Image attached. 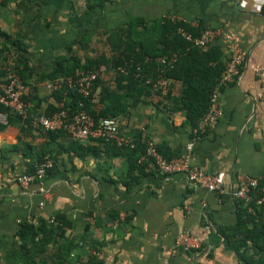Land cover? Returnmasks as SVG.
Masks as SVG:
<instances>
[{
    "label": "crops",
    "instance_id": "1",
    "mask_svg": "<svg viewBox=\"0 0 264 264\" xmlns=\"http://www.w3.org/2000/svg\"><path fill=\"white\" fill-rule=\"evenodd\" d=\"M134 16H172L221 29L211 44L229 57V42H236L243 54L238 74L220 91L222 116L199 138L194 139L184 111L172 109L170 98L144 96L118 117L122 134L142 143L153 140L172 157L193 143L190 163L217 172L225 192L192 187L182 174L163 176L151 166L132 185L138 173L130 178L123 155L94 154L97 150L88 147L98 145L91 139L59 134L51 140L33 120L8 124L0 114V237L11 238L28 218L61 213L72 223L66 235L77 243L70 257L74 264H85L93 251L102 264H242L218 228L236 222L238 174L264 177V0H104L103 7L92 8L86 0H0V28L21 37L29 65L40 72H49L75 38L89 35L94 46L101 31ZM15 56L13 48L0 53V88L3 58L11 62ZM114 76L108 67L103 80L114 86ZM45 83L26 86L27 94L40 98L31 102L32 116L55 103ZM179 88L174 83L173 96ZM45 152L52 167L42 183L26 189L16 184L14 176L32 170ZM184 232L198 236L201 249H182L177 238Z\"/></svg>",
    "mask_w": 264,
    "mask_h": 264
},
{
    "label": "trees",
    "instance_id": "2",
    "mask_svg": "<svg viewBox=\"0 0 264 264\" xmlns=\"http://www.w3.org/2000/svg\"><path fill=\"white\" fill-rule=\"evenodd\" d=\"M94 6L103 7L104 0H86V8ZM179 27L189 31L193 37L199 36L205 29L202 24L193 26L169 16L151 20L134 16L119 26L101 31L99 35L104 37L107 49L97 53H90L91 36L83 35L75 38L66 45L67 52L57 57L49 72H40L30 66L24 54L27 46L21 37L19 35L12 37L0 28V43L4 40L0 53L5 56L10 48L16 52L11 62L7 60V57L3 58L5 63L1 71L2 76L4 77L10 70H15L25 86L34 88L38 82L75 76L97 68L100 64H105L114 69V86L105 82L103 80L105 72L101 73L93 82L88 97L84 98L72 89L52 91L55 103H50L48 109L42 112L44 115H51L57 110L58 102L64 99L65 105L69 107L68 112L73 113L79 108L78 102L82 100L88 114L97 122L101 118H118L120 114L129 112L143 101L142 97L157 95L141 78L132 74H122L116 70L117 66L132 60L134 64L141 65L142 78L148 76L156 78L161 66L156 58L176 53L178 58L167 65L164 72L171 82L169 91L161 97L171 99L173 110L184 111L186 123L194 129L208 110L210 95L218 84L228 56H225L217 44L208 43L201 46L188 41L178 32ZM174 83L180 84L176 96L172 93ZM31 93L33 91L29 94L25 92L24 99L30 102L35 101L36 104L40 102V98ZM31 112L30 110V115ZM0 114H4L8 124L22 121L30 125L32 116L23 119L2 104H0ZM46 132L51 140L59 134L67 135L62 130ZM91 140L98 145L88 147L89 151L97 150L93 151L94 154L105 150L111 156L123 155L125 157L130 178L134 177L133 171L138 173V177L130 181L132 185L146 173L149 164L138 160L144 152V143L137 141L134 147H129L117 146L103 139ZM72 147L75 150L82 148V146L75 148L74 145ZM156 150L164 158H172V155L166 153L161 145H156ZM44 156L51 158V154L45 152L37 162ZM33 169L34 167L30 171ZM50 169L47 170L46 175ZM258 185L260 188L264 186V177L258 179ZM127 187L130 188V185L128 184ZM263 210L264 203L256 206L254 213H250L246 206L238 201L236 222L231 226L218 228L226 245L234 251L238 261L242 264H264ZM71 227L72 223L61 213L47 219L38 217L36 222L30 219L21 221L11 238L0 237V264H74L70 261V257L77 243L74 238H68L66 235V231ZM85 264L102 263L97 259L96 251H93L89 253Z\"/></svg>",
    "mask_w": 264,
    "mask_h": 264
},
{
    "label": "built area",
    "instance_id": "3",
    "mask_svg": "<svg viewBox=\"0 0 264 264\" xmlns=\"http://www.w3.org/2000/svg\"><path fill=\"white\" fill-rule=\"evenodd\" d=\"M174 19L172 16H169ZM178 32L188 41L197 45L205 46L222 34L221 29L205 28L199 36L193 37L192 34L183 27L178 28ZM229 57L221 73L218 84L214 87L210 95V103L207 112L199 120L198 125L193 129L194 139L199 138L200 134L213 129L220 117L222 109L219 106L218 97L221 89L231 82L238 74L239 66L242 64L244 56L237 47L236 42H229ZM177 54L158 57L156 61L160 63L159 73L156 78L148 76L141 77V65L134 64L132 60L124 62L116 67L122 74H132L141 78L145 84L150 86L151 91L157 95H165L169 91L170 80L164 75L167 65L177 59ZM148 59V58H147ZM108 66L100 64L97 68L87 72L69 77H58L54 80H47L45 87L50 91L61 89H72L88 97L91 93L93 82L101 73L106 72ZM264 74V69L260 70ZM26 86L21 77L15 70H10L3 77L0 88V104L8 108L11 112L25 119L30 117L32 103L24 99ZM79 108L73 113H69V107L65 105L64 99L58 102L57 110L51 115H33L31 120L45 131H65L67 135L75 140L82 141L87 139H103L117 146L134 147L136 140L122 134L118 118H101L95 122L84 108V102H78ZM4 116V114H2ZM144 152L140 155L139 161L146 162L163 176H171L180 173L186 182L195 188L206 189L215 193L225 192L224 181L215 171H203L190 163V155L193 143L186 145L185 153L170 159L164 158L157 150L153 140L147 139L144 142ZM52 167V160L48 156L35 163L33 171L23 172L14 176V181L23 189L30 184H40L46 177L47 170ZM237 187L233 192L236 200L242 202L250 213L255 212V207L264 203V186L258 185V179L248 174H238ZM36 222V218H28ZM177 244L184 250L195 251L201 249V241L198 236L187 232L181 233L177 238Z\"/></svg>",
    "mask_w": 264,
    "mask_h": 264
},
{
    "label": "rangeland",
    "instance_id": "4",
    "mask_svg": "<svg viewBox=\"0 0 264 264\" xmlns=\"http://www.w3.org/2000/svg\"><path fill=\"white\" fill-rule=\"evenodd\" d=\"M98 38H99V40L98 41H96V42H94V46H95V48H92L93 50H91L92 52V54L93 53H97L98 51H101V50H104V49H107V47H106V43H105V41L103 40V37H101V36H98ZM101 40V41H100ZM92 46H93V44H92ZM93 46V47H94Z\"/></svg>",
    "mask_w": 264,
    "mask_h": 264
}]
</instances>
